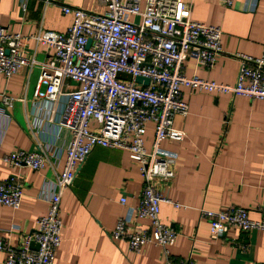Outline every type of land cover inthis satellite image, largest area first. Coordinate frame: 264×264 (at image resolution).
Wrapping results in <instances>:
<instances>
[{
  "label": "crops",
  "instance_id": "0c3cea01",
  "mask_svg": "<svg viewBox=\"0 0 264 264\" xmlns=\"http://www.w3.org/2000/svg\"><path fill=\"white\" fill-rule=\"evenodd\" d=\"M25 1V10L20 4ZM0 0V26L11 34L27 38L24 55L34 61L16 76H0L1 96L23 98L10 110L0 113V180L17 177L22 185L18 210L0 205V238L19 248L23 239L36 231V220L45 215L47 200L65 160L68 141L59 125L66 94L57 101L51 121L33 101L39 77L37 64L48 63L53 49L33 37L44 31L64 34L72 23L60 5L101 12L98 0ZM235 0L228 8L223 0H183L190 5L191 20L221 28L223 54L212 69L198 68L190 53L183 63L186 78L197 77L218 84L234 85L239 72L238 55L260 57L264 48V0ZM146 0H140L141 9ZM132 22L138 17L127 16ZM188 115L176 116L173 127L184 132L179 143L161 142L157 155L172 158L175 177L157 189L179 208L161 204L160 220L177 232L170 248L176 260L190 257L194 264L264 263V232L244 233L227 229L221 238L211 234L210 224L200 219L199 210L225 211L243 207L252 220H259L257 207L264 204V102L231 94L192 92L182 88ZM1 106V100H0ZM153 126L147 125L144 146L151 150ZM42 147L48 153L40 171L12 168L3 156L16 150L32 152ZM144 182L138 165L122 150L96 147L79 167L72 185L60 200L61 244L53 264H163L161 249L149 246L139 253L130 251L122 240H112L109 232L118 218L135 207ZM125 198V204L120 203ZM135 231L148 229L146 219L132 220ZM0 252V264L5 259Z\"/></svg>",
  "mask_w": 264,
  "mask_h": 264
},
{
  "label": "built area",
  "instance_id": "2783aa9c",
  "mask_svg": "<svg viewBox=\"0 0 264 264\" xmlns=\"http://www.w3.org/2000/svg\"><path fill=\"white\" fill-rule=\"evenodd\" d=\"M41 1L45 6L57 3ZM98 2L103 8L101 12L60 5L62 14L72 18L67 31H44L33 37L54 51L48 63L37 64L40 73L33 92L34 105L47 113V122L51 121L58 99L66 94L59 125L66 130L68 141L62 171L47 200L46 214L36 220L35 233L26 236L19 248L0 238V252L6 256L1 264H53L61 244V195L96 147L127 152L138 165L144 182L138 204L118 218L109 237L126 242L134 253L149 246L159 247L163 264H194L190 257L176 260L171 256L170 248L178 232L160 220V206H179L156 188L175 177L174 160L158 156L157 150L165 140L179 143L184 138V132L173 127L176 116L188 115L181 89L264 102V48L260 57L237 56L239 72L234 85L186 78L183 63L191 52L196 55L198 68L212 69L216 65L224 52L221 28L191 20L190 5L183 0H146L143 9L140 0ZM223 2L232 8L235 0ZM25 5V1L20 4L23 10ZM257 5L258 0H254L251 10ZM127 16L140 21L132 22ZM25 41L28 39L0 26V76L6 80L16 76L20 68L35 64L24 55ZM120 73L130 76V80L118 78ZM138 77L147 79L148 84L137 83ZM0 100L1 114L12 109L14 102L24 101L7 96ZM149 124L153 126V139L151 150L147 151L144 135ZM47 159L46 150L38 146L32 152L13 151L2 161L12 168L40 171ZM22 196L19 178L0 180L1 206L18 210ZM120 203L124 205L125 198ZM257 211L261 214L259 220H252L243 207L225 211L200 209L199 217L209 222L214 237L221 238L227 229L264 232V204ZM141 219L148 220V229L133 230L131 221ZM31 243L38 246L37 251L30 249Z\"/></svg>",
  "mask_w": 264,
  "mask_h": 264
},
{
  "label": "water",
  "instance_id": "95a60500",
  "mask_svg": "<svg viewBox=\"0 0 264 264\" xmlns=\"http://www.w3.org/2000/svg\"><path fill=\"white\" fill-rule=\"evenodd\" d=\"M89 44H90V41H88L87 47L89 46ZM117 77L120 78V79L130 80V76L125 75V74H121V73L118 74ZM136 82L137 83H142L143 82L144 85H147L148 84V80L147 79H143V78H140V77L136 78ZM78 170H79V168H78ZM30 249L33 250V251H37L38 246L37 245H34L33 243H31L30 244Z\"/></svg>",
  "mask_w": 264,
  "mask_h": 264
},
{
  "label": "rangeland",
  "instance_id": "374dc122",
  "mask_svg": "<svg viewBox=\"0 0 264 264\" xmlns=\"http://www.w3.org/2000/svg\"><path fill=\"white\" fill-rule=\"evenodd\" d=\"M71 85L73 86V83H71Z\"/></svg>",
  "mask_w": 264,
  "mask_h": 264
}]
</instances>
